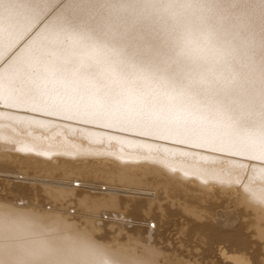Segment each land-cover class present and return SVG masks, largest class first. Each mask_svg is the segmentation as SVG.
I'll return each mask as SVG.
<instances>
[{
  "label": "bare ground",
  "instance_id": "bare-ground-1",
  "mask_svg": "<svg viewBox=\"0 0 264 264\" xmlns=\"http://www.w3.org/2000/svg\"><path fill=\"white\" fill-rule=\"evenodd\" d=\"M4 3L0 0V65L24 39L9 47L4 17L14 12H6ZM121 14L134 31L160 43L186 30L211 31L215 47L223 52L222 65L238 74L235 85L246 96L258 94L264 67V19L258 11L218 6L211 0H135ZM11 64L0 67V106L5 108H0V201L29 206L24 198L35 195L32 185L44 183L29 172L44 164L47 173L83 180L52 182L59 185L49 193L56 206H76L81 223L93 228L99 239L136 245L137 254L148 264H190L186 260L190 252L201 264H264V209L244 199L246 192H264V131L258 105L252 109L251 127L233 141L212 143L93 95L45 89L40 100L10 101L9 82L18 79L15 72L9 73ZM37 157L47 161L39 164ZM18 169L23 176L14 175ZM147 177L158 182L159 189L154 190L166 195L163 209L148 205L144 198H122L128 196L121 194L148 195L147 189H140L152 187L151 182L145 184ZM102 179L115 184L102 191L103 186L90 183ZM230 206L232 219L224 220L229 214L216 209ZM117 209L124 213L103 214L102 223L94 224L97 214ZM61 210L49 213L63 214ZM156 210L166 225L177 218L183 236L177 249L146 246L140 232L124 237L119 230L112 235L103 224L130 227L136 223L134 219L123 223L131 219L126 212L139 217ZM76 213L75 208L70 210L71 215ZM233 217L240 221L236 226L231 224Z\"/></svg>",
  "mask_w": 264,
  "mask_h": 264
},
{
  "label": "snow or ice",
  "instance_id": "snow-or-ice-1",
  "mask_svg": "<svg viewBox=\"0 0 264 264\" xmlns=\"http://www.w3.org/2000/svg\"><path fill=\"white\" fill-rule=\"evenodd\" d=\"M211 2L249 8L264 19V0ZM134 3L5 0L6 12H14L4 17L9 47L24 38L5 60L18 76L6 98L40 100L45 89L93 95L212 143L233 141L251 127L258 105L264 131V67L258 94L246 96L235 85L238 74L222 65L211 31L186 30L160 43L127 24L121 13Z\"/></svg>",
  "mask_w": 264,
  "mask_h": 264
},
{
  "label": "clouds",
  "instance_id": "clouds-1",
  "mask_svg": "<svg viewBox=\"0 0 264 264\" xmlns=\"http://www.w3.org/2000/svg\"><path fill=\"white\" fill-rule=\"evenodd\" d=\"M245 201L264 209V192ZM0 264H148L136 245L98 238L88 225L59 212L0 201Z\"/></svg>",
  "mask_w": 264,
  "mask_h": 264
},
{
  "label": "rangeland",
  "instance_id": "rangeland-1",
  "mask_svg": "<svg viewBox=\"0 0 264 264\" xmlns=\"http://www.w3.org/2000/svg\"><path fill=\"white\" fill-rule=\"evenodd\" d=\"M0 108L3 110L5 109L2 105L0 106ZM23 156H25V155H23ZM37 158L36 159L39 160V164H43V162L47 161V159H44V158H39V157H37ZM94 160H96V159H94ZM48 162H52V160H49ZM20 174H21V176H23V170H21V169H18V170H16V172H14L15 176L20 175ZM29 176L35 180H44L43 184H45V185L41 184L42 182L41 183L40 182L35 183L34 185H32V188L34 189L35 195L32 197L31 196L25 197L24 202H27V203L29 202V204H30L29 206L34 205V206L39 207L45 211L47 209V212H52L53 210L55 211V210H58V208H60V209H62L61 212L63 213V215L74 219L78 223L82 222V219L77 217L78 216V208L76 206H74L72 204L71 205H63L61 207L56 206L55 203L51 201V198L49 197V193H51L53 190H55L54 188H57L59 186V185H52L53 184L52 182H60L66 178L70 180L69 182H72L74 180L75 181H83V180H79V178H77L74 175L65 176V173H54V174L47 173L45 168H44V164H43V168L41 166H38V167H35L34 169L30 170ZM152 180H154V178H149V177L145 178V184L147 183L146 185H148V183H149L151 185V183H152L153 184L152 187L148 186L149 188H147V187L146 188H140V189H145V190L147 189V192L149 193L148 195L137 196V195H130V194L129 195L121 194L123 196H128V197H122V198H129V199L135 198V197L144 198L148 201V203H149L148 205H151V204L160 205L159 207L163 206L162 207V209H163L167 203L166 195L162 192H157L158 190L157 191L154 190V188L155 189L158 188V182L155 180L156 181V183H155V181H152ZM90 183L91 184L94 183L97 186L108 187V189L111 187L110 185L115 184V183H107L103 179L102 180H95V181L90 180ZM2 185L3 184H0V189H1ZM140 189H138V190H140ZM148 190H150V191H148ZM109 192L110 191L108 190V192H106L105 194H108ZM15 199L17 201L18 196H15ZM28 200H30L31 203H34V204H31L30 201H28ZM194 203L195 204H193V205H197L196 201H194ZM72 208L76 209L77 215H71L70 214V210ZM155 208H157V207H155ZM170 208L174 211L176 207L170 206ZM231 208H232L231 206H230V209L229 208H225V209L218 208V209H216L217 210L216 212L217 213H221L222 211L224 213L227 212L226 214H229L228 216H230V217H227V215L224 213H221V214L224 216L226 215L227 218H224V220L225 219L230 220V219H232L231 217L233 216V215H231L233 208L232 209ZM72 211H74V210H72ZM109 212L117 213V212H121V211L118 209L112 210V211H103L100 214L96 215L97 216L96 219H98V221L94 220L93 221L94 224L97 225V224H99L98 222L102 223V221L100 220V217L103 214H109ZM121 213H124V212H121ZM125 214L127 216H129V218H131V219H128V218L123 219L122 220L123 223L124 224H130V223H132V219H134L133 220L134 223L138 224V226L135 224L136 228H135V225L130 226V227H128V226L126 227V226H118V225H113V224H108V223L103 222V224L107 225L106 232L110 233L112 235H115V234H117V232L119 230H121L122 235H120V236H124V237H126V236L130 237V235H132L133 233H139L140 232L142 234V238L140 240L143 241L141 243L146 245V246H150V247L151 246H157V247H161V248L168 247L171 249L172 248L177 249L179 246L183 245V236H181V234L179 232V225L176 222V220H177L176 217L175 218L173 217L170 225H166V224H164L163 219H161L162 216H161L160 212H158L157 210L153 211V212L151 211V212L147 213V215L143 214L139 217L132 216L131 213H127V212ZM173 214H175V213H173ZM239 222H240L239 219L234 218V220L231 221V224L233 223L234 226H236ZM154 224L157 225L156 228L150 229L149 225L151 226ZM194 247H195V243H193L190 248L194 249ZM186 260H187V263H190V264H201L195 253H191V252L187 253ZM202 264H204V263H202ZM205 264H207V262H205Z\"/></svg>",
  "mask_w": 264,
  "mask_h": 264
},
{
  "label": "built area",
  "instance_id": "built-area-1",
  "mask_svg": "<svg viewBox=\"0 0 264 264\" xmlns=\"http://www.w3.org/2000/svg\"><path fill=\"white\" fill-rule=\"evenodd\" d=\"M74 185H75L76 187L78 186V188L81 186L80 183H78V182H75ZM105 190H106V187H103V188H102V191H105ZM107 218L110 219L108 215H106V216L104 217V219H105L106 221H107ZM151 228H154V225H151Z\"/></svg>",
  "mask_w": 264,
  "mask_h": 264
}]
</instances>
